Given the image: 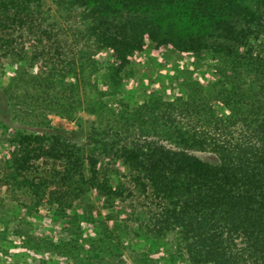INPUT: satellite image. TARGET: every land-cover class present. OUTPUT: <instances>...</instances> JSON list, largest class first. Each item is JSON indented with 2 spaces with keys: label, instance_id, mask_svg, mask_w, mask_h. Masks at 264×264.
<instances>
[{
  "label": "trees",
  "instance_id": "trees-1",
  "mask_svg": "<svg viewBox=\"0 0 264 264\" xmlns=\"http://www.w3.org/2000/svg\"><path fill=\"white\" fill-rule=\"evenodd\" d=\"M144 35L220 54L209 89L195 85L186 100L151 95L117 112L99 96L87 106L99 120H76L87 125L84 142L53 131L20 145L35 160L66 162L59 206L110 193L115 174L95 164L111 158L147 202L133 208L131 239L167 243L183 264H264V0H0V65L11 61L13 86L36 78L38 89L46 74L85 85L101 50L123 66ZM64 108L75 114L77 103ZM26 181L32 201H43L45 184Z\"/></svg>",
  "mask_w": 264,
  "mask_h": 264
},
{
  "label": "rangeland",
  "instance_id": "rangeland-1",
  "mask_svg": "<svg viewBox=\"0 0 264 264\" xmlns=\"http://www.w3.org/2000/svg\"><path fill=\"white\" fill-rule=\"evenodd\" d=\"M220 57L206 51L186 52L144 35L141 48L127 56L125 65L111 50L103 49L87 84L69 79L62 83L54 74H46L38 89L33 86L36 78L13 86L11 61L0 65V264H183L167 243L131 239L133 208L147 202L131 186L132 173L121 162L109 158L95 164L115 174L110 193L99 197L90 190L59 206L53 192L66 162L35 160L32 149L25 150L20 141L57 131L72 142H84L88 123L99 120L87 106L99 96L116 112L125 103L133 109L151 95L163 100L180 95L186 100L195 85L209 89ZM27 70L30 75L37 71L34 64ZM69 101L77 103L75 114L64 108ZM213 109L217 116H226L222 106L214 104ZM78 118L87 123L84 129L77 126ZM197 156L215 162L210 154ZM26 180L45 184L38 190L46 195L43 201H32Z\"/></svg>",
  "mask_w": 264,
  "mask_h": 264
}]
</instances>
